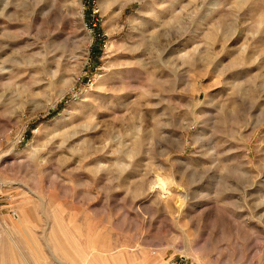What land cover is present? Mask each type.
Segmentation results:
<instances>
[{
    "label": "rangeland",
    "instance_id": "obj_1",
    "mask_svg": "<svg viewBox=\"0 0 264 264\" xmlns=\"http://www.w3.org/2000/svg\"><path fill=\"white\" fill-rule=\"evenodd\" d=\"M0 264H264V0H0Z\"/></svg>",
    "mask_w": 264,
    "mask_h": 264
},
{
    "label": "bare ground",
    "instance_id": "obj_2",
    "mask_svg": "<svg viewBox=\"0 0 264 264\" xmlns=\"http://www.w3.org/2000/svg\"><path fill=\"white\" fill-rule=\"evenodd\" d=\"M158 177V176H157ZM158 180L157 183H154V186H153V191H164L165 189V185L167 187V185L169 186V182L167 183V181H165V179L161 178L160 176L158 178H156ZM156 185H158V187H156ZM170 187V186H169ZM166 192V191H165ZM160 193V192H159ZM158 193V194H159ZM164 192L162 193V196H163Z\"/></svg>",
    "mask_w": 264,
    "mask_h": 264
}]
</instances>
